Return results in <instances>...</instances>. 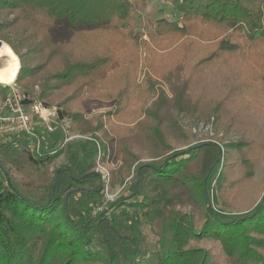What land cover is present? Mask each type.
<instances>
[{
	"label": "trees",
	"instance_id": "1",
	"mask_svg": "<svg viewBox=\"0 0 264 264\" xmlns=\"http://www.w3.org/2000/svg\"><path fill=\"white\" fill-rule=\"evenodd\" d=\"M168 1L176 16L150 21L145 39L129 18L144 0H0V38L19 56L14 79L24 103L58 100V119L71 123L84 120L75 109L89 113L93 99L115 104L103 115L119 123L108 119L107 128L99 114L80 131H102L116 157L137 161L133 191L115 206L132 208L131 218L144 223L152 207L162 206L149 235L138 226L120 235L104 211L80 220L67 194L87 189L83 184L96 173L75 176L61 167L56 173L70 178L67 193H55L53 178L49 192L34 198L11 179L18 168L10 158L44 165L62 148L43 143L34 154L25 135H0V264H264V190L249 212L222 219L206 186L220 152L212 141L177 149L189 141L182 116L211 114L224 129L256 140L264 133V0ZM6 90L0 85L1 98ZM251 144H230L245 168L233 178L226 158L215 190L228 178L232 184L247 178ZM143 156L151 160L139 161ZM165 183L179 185L185 200L155 193ZM109 234L133 246L132 253L119 258Z\"/></svg>",
	"mask_w": 264,
	"mask_h": 264
},
{
	"label": "rangeland",
	"instance_id": "2",
	"mask_svg": "<svg viewBox=\"0 0 264 264\" xmlns=\"http://www.w3.org/2000/svg\"><path fill=\"white\" fill-rule=\"evenodd\" d=\"M144 1L145 5L137 11L131 12L129 18L134 24V30L142 32L144 34L143 37L147 39V32L151 29L150 21L162 16L174 18L176 13L168 0ZM0 43H4L10 48L17 58L20 68V59L16 51L2 38H0ZM14 83L19 87L16 82V77ZM0 85L6 86L1 84V82ZM33 91H38L37 83L33 85ZM93 100L89 113L84 112V109L81 108L75 109L76 111L80 110V113L82 112L81 117L84 119V122L75 118L72 123L70 120L58 119V100L49 103L46 98H35L34 101L30 102L39 104L51 111L48 120L53 131L49 133L44 129L45 125L42 120L31 112L29 107H26V109L30 111L29 114L32 121L38 123L35 125V129L38 133L43 135L44 138L42 142L44 143V147L46 144L49 146V144L53 143L55 146H60L62 152L55 160L44 165H34L22 155H17L16 158H10V162L13 163V166L18 168L17 171L9 172L10 177L13 180L18 178L19 187L23 192L29 196L38 198L49 192L53 178H56L57 184L55 193L59 192L62 196L70 189V178L66 173L63 170L56 173L61 167L70 168L72 174L75 176L82 171L88 173L94 172V174L96 173L95 177H88V180L83 184L88 190L81 189L74 193L68 192L67 198L71 214L85 221L95 216L98 212L104 211L103 213H106L107 216L113 215L114 219H111V224L115 226L120 235H133L136 232L134 226H138L136 228L139 229L141 233H147L149 235L153 227L152 222H156L159 218L162 206L152 207L150 218L146 219V224L142 222L140 218H138V221L137 219L133 220L131 218L132 208L115 206L116 200L133 191L137 161H128L121 155L116 157L114 149L108 143L107 139L104 138L102 131H80L82 127L86 128V126L91 123V119L99 114H102L104 126L107 128L108 119H111L112 122L119 123L113 114L103 115L113 112L115 104L103 100L102 98L96 99L95 101ZM139 118L143 117L140 116ZM129 124L132 125L133 123ZM180 124L181 128L188 132L189 141L181 147H176L177 149L187 148L189 145L197 142L212 141L214 147L220 152V162L211 171L206 185L211 198L210 201L212 204L214 203L213 205L219 216L224 219L225 216L244 212L246 209H248L246 211L249 212L252 207L255 206V203L258 202L264 190V133H261L262 135L259 134L256 140L248 132L240 133L234 129H224L226 128L224 127L226 126L225 123L222 124L211 114L206 118L200 119H190L189 117L182 116L180 118ZM240 139L252 142L249 146V150L253 155L247 153L249 159L250 157L252 158L249 169L250 172L248 171V173H246V179H242L236 184H232L230 178H228V180L224 181L221 189L217 191L215 190V179L218 173L224 168L222 164L226 162V158L231 161L230 166L233 165L230 168L232 172L230 175L233 178L234 175L245 168L241 165L240 161L235 163L239 149H237V147H231L230 145L233 142H238ZM150 160L151 157L148 158L143 156L139 161L147 162ZM225 186H228V188ZM223 187H225L226 190H222ZM89 188L91 189L90 191ZM97 188L99 189L98 191L95 190ZM155 193L162 198L174 199L176 202L185 200L183 191L177 184L165 183L157 185L155 186ZM212 194L214 196L213 199ZM178 207L183 211L188 210L187 206L179 205ZM109 238L114 244L119 258L126 253H132L134 249L133 246L125 242V240L119 241L113 237V234H109ZM94 244L95 246H100L99 240L95 241ZM202 245L211 250L214 247H212L209 242H204ZM221 261H224L223 257Z\"/></svg>",
	"mask_w": 264,
	"mask_h": 264
},
{
	"label": "built area",
	"instance_id": "3",
	"mask_svg": "<svg viewBox=\"0 0 264 264\" xmlns=\"http://www.w3.org/2000/svg\"><path fill=\"white\" fill-rule=\"evenodd\" d=\"M2 83L7 86L5 95L0 98V135L23 134L28 138L27 148L34 154H40L43 148V135L35 129V123L32 121L31 112L37 115L45 125V130L49 133L53 131L49 124L51 111L39 104L30 102L24 103L25 95L14 83Z\"/></svg>",
	"mask_w": 264,
	"mask_h": 264
},
{
	"label": "bare ground",
	"instance_id": "4",
	"mask_svg": "<svg viewBox=\"0 0 264 264\" xmlns=\"http://www.w3.org/2000/svg\"><path fill=\"white\" fill-rule=\"evenodd\" d=\"M18 70L17 59L8 46L0 43V82L11 83Z\"/></svg>",
	"mask_w": 264,
	"mask_h": 264
}]
</instances>
